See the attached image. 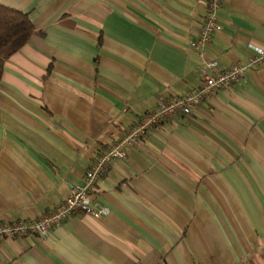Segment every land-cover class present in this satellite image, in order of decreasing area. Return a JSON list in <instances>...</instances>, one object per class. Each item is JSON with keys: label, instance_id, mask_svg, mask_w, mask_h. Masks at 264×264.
I'll list each match as a JSON object with an SVG mask.
<instances>
[{"label": "crops", "instance_id": "crops-1", "mask_svg": "<svg viewBox=\"0 0 264 264\" xmlns=\"http://www.w3.org/2000/svg\"><path fill=\"white\" fill-rule=\"evenodd\" d=\"M205 2L0 0L33 25L0 77V224L51 211L208 61L227 68L264 46V0H223L221 30L194 50ZM122 149L90 213L6 236L0 264H264V63Z\"/></svg>", "mask_w": 264, "mask_h": 264}, {"label": "built area", "instance_id": "built-area-1", "mask_svg": "<svg viewBox=\"0 0 264 264\" xmlns=\"http://www.w3.org/2000/svg\"><path fill=\"white\" fill-rule=\"evenodd\" d=\"M222 2L223 0H206L204 21L192 42L194 50L202 51L210 43L213 34L221 30L222 26L217 12ZM263 63L264 46H252V51L245 63H236L227 68H217L215 60L208 61L204 67L199 68V83L196 88L169 100H159L156 106L143 114L122 138L95 156L85 171L83 185L72 188L66 198L59 201L51 211L38 218L0 224V240L6 236L36 235L45 237L51 228L59 225L65 218L76 212L90 213L92 211L91 191L113 161L125 158V152L122 149L124 145L135 144L149 130L176 114H190L192 109L206 96L218 89L229 88L236 81L244 78L249 69ZM103 212L105 210H99L98 214L101 215Z\"/></svg>", "mask_w": 264, "mask_h": 264}, {"label": "trees", "instance_id": "trees-1", "mask_svg": "<svg viewBox=\"0 0 264 264\" xmlns=\"http://www.w3.org/2000/svg\"><path fill=\"white\" fill-rule=\"evenodd\" d=\"M32 29L27 13L0 4V77L4 62L28 41Z\"/></svg>", "mask_w": 264, "mask_h": 264}]
</instances>
